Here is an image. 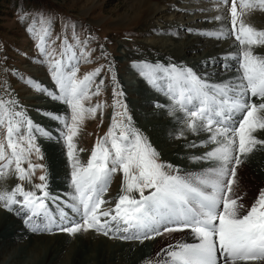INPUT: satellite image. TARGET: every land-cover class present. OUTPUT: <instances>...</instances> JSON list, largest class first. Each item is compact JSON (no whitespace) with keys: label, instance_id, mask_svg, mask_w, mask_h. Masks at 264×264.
I'll return each instance as SVG.
<instances>
[{"label":"snow or ice","instance_id":"obj_1","mask_svg":"<svg viewBox=\"0 0 264 264\" xmlns=\"http://www.w3.org/2000/svg\"><path fill=\"white\" fill-rule=\"evenodd\" d=\"M218 6L228 7L230 34L238 42V51L231 54L238 65L237 75L214 81L210 69L215 61L206 62L200 70L147 59L132 65L153 93L151 107L158 110L159 118L179 126L175 135L184 138L188 148L204 149L186 157L201 165L197 170L163 161L149 138L134 127L127 105L119 99L114 107L122 111L113 116L105 137L97 140L82 164L74 138L86 116L94 117L101 108L99 103L86 107L85 102L100 95L103 80L96 84L99 69L79 74L80 65L90 62V37L81 40L75 26L71 32L65 27L55 33V17L36 10L29 32L53 86L42 87L32 79L28 85L64 105L65 114L37 109L59 122V134L54 136L33 122L10 90L6 88L10 98L0 95V183L9 178L19 181L11 190L0 188V208L15 214L36 235L76 237L92 231L140 244L175 232L191 235L192 242L168 243L156 253L158 259L146 264H264V189L245 207L237 177L249 154L258 146L264 150V138L255 135L264 130V56L254 54L253 47H264V31L243 19L257 10L264 12V0H219ZM213 19L219 21L221 16ZM203 34L226 38L223 31ZM113 96L124 93L114 89ZM37 133L54 143L62 141L66 148L72 187L66 200L48 191L46 171L38 177L40 183L32 184L36 170L45 169L32 161L33 156L44 158ZM189 135L201 138L189 141ZM117 172H122L121 194L114 207L102 208L108 204L104 193ZM25 182L32 184L30 190L25 189ZM49 201L56 203L55 214Z\"/></svg>","mask_w":264,"mask_h":264},{"label":"rangeland","instance_id":"obj_2","mask_svg":"<svg viewBox=\"0 0 264 264\" xmlns=\"http://www.w3.org/2000/svg\"><path fill=\"white\" fill-rule=\"evenodd\" d=\"M129 5V0H0V95L10 98L6 95V88L10 90L12 95L18 98L19 102L25 107L27 115L34 123L39 124L46 131L52 132L54 136H58L61 127L59 122L51 119L49 116L43 115L42 112H38L37 109L43 110L44 112L64 115L65 106L51 101L28 85V80L32 79L40 83L42 87L51 88L53 86L47 68L42 66L39 62L36 42L29 32V28L34 23L36 10L42 9L55 17V33H61L65 27L71 32L72 27L75 26L76 33L81 40L85 39V37H90V43L88 45L91 49L90 62L80 65L79 74L83 75L84 73L99 69L100 75L96 79V84H99L100 80H103V84L100 86V95H93L91 101L85 102L86 107H94L99 103L101 104V108L97 110L94 117L91 115L86 116L80 126L77 136L74 138L76 156L80 162L86 164L97 140L105 137L112 124L113 116L122 111L119 106L114 107L115 101L119 99L122 104L127 105L128 115L132 117L134 127L138 128L149 138V141L161 153V159L163 161L179 164L183 168L190 169L187 166H193L195 165L194 163L185 159L179 161L177 158L174 159V156L167 157V154L158 146L161 138L155 139L151 134V129L144 124V122L141 124L138 122V118L135 114V110L140 111L138 102L147 100V98L144 99V97L152 92L149 91L148 88H141L140 90L142 92L137 90L133 91L135 85L138 84V79L142 80V78L138 76L132 65L141 59L151 58V60H153L155 55L160 54L156 53L153 48H149L148 52L145 51L146 44L155 43L154 41L161 42L162 39L169 38L181 41L184 37L191 34L194 37L197 36L201 38L203 41H216L217 39L203 34L216 30H212V28H199L197 30L192 29V27L207 21L217 26L218 21L216 20L211 21V19H206L205 21H201L199 19L198 16L203 15V13L207 15L206 13H208L205 11H200L198 13V10H200L199 8L204 5L207 7L209 13L212 15L214 14V16H217L219 10H223L227 13L229 25L226 27V30H228V28L230 30L231 25L228 7L218 6L219 0H174L171 1V3L167 1L163 5L166 6V10L169 7L171 9L167 12L164 11V13H159L160 15L155 16V18L152 17L151 21L143 23L137 21L131 22L132 20L130 19L133 17ZM180 7H183L184 12L179 9ZM243 19L247 25L254 27L256 30L257 27H262L264 29V12L257 10L245 15ZM168 20H170V23L172 22L169 26L165 24ZM178 20L183 24L182 27L174 25ZM156 23L163 29H159L158 26H155ZM165 25L167 28H164ZM39 26V22L37 21V29H39ZM228 38L235 41V37L231 34L226 38H222V40ZM236 43L238 46V42ZM253 47L254 54L264 56V47ZM168 52L170 54L166 53L164 59L169 60L171 63H174V59H182L181 57H184L179 46L176 45L172 46ZM171 57L174 59L170 60L169 58ZM109 64L112 66L111 71H108ZM217 65H219V63ZM221 69H223V64ZM113 77L115 78V83H113ZM114 89L123 91L124 96L114 97ZM94 90L95 84L93 85V91ZM159 100L164 102V97L159 96ZM141 105H144V103H141ZM255 135L258 139L264 138V130H258ZM36 142L40 146L44 158L42 160H37L33 156L32 161L33 163L45 165V169L36 170L32 178V184L40 183L38 177L46 171L48 175V191L50 193L53 191L51 187H49L52 178H55L56 183H59V185H56V189L60 190L59 188H62L60 190L62 192L68 190V187L65 186L70 184L71 168L67 161L66 148L63 142L54 143L46 137L41 136L39 133H37ZM50 143L56 144L59 148L63 163L62 167L59 166L63 174L61 180L56 178V172L60 169L53 173L50 171V169L53 168L51 164ZM253 153L264 156V150H261L259 146L257 149H254ZM23 166L27 167V164ZM18 182L19 181L15 180V178H9L7 181L0 183V188L7 186L8 190H11L15 183ZM32 184L25 182V189L30 190ZM122 184V172H117L113 175L107 192L104 193V199L108 204L102 205V208L108 207L109 204L114 207L118 196L121 194ZM68 196L69 195H67V199ZM60 198L61 200H66L65 198ZM48 203L50 211L55 214L56 203L51 201ZM65 210L68 211V209ZM0 211L6 216H10V213L3 208H0ZM16 218L19 219L18 217ZM37 236L55 237L56 233ZM98 236L106 238L103 235ZM106 239L115 243L118 242L123 244L126 242ZM49 247L48 245L42 248L41 255L43 260L46 257L45 255L48 254ZM41 263L40 260L35 259L34 262L30 261L26 264ZM0 264H8L7 255L0 259Z\"/></svg>","mask_w":264,"mask_h":264},{"label":"bare ground","instance_id":"obj_3","mask_svg":"<svg viewBox=\"0 0 264 264\" xmlns=\"http://www.w3.org/2000/svg\"><path fill=\"white\" fill-rule=\"evenodd\" d=\"M167 1L171 3L174 0H129L133 17L130 19L132 20L131 22L137 21L145 23L151 21L152 17L155 18V16L160 15L159 13L167 12L171 9L169 7L166 10V6L163 5ZM179 9L183 11V7ZM199 9L198 13L200 11L208 12L206 13L207 15H204L205 13L200 16L197 15L201 21H205L206 19L214 21V14H210L206 6L202 5ZM217 15L221 16V20L217 22V26L207 21L209 23L202 22L196 24L192 29L212 28V30L223 31L225 37L230 36L229 28L226 30V27L229 25L227 13L219 10ZM165 24L169 26L172 22L170 23V20H168ZM174 25L182 27L183 24L178 20ZM155 26L163 29L157 23ZM164 28H167V26L165 25ZM257 30L263 31L264 29L257 27ZM154 42L146 44L145 51L148 52L149 48H153L156 53L160 54L155 55L153 60L148 58L147 60L149 61L169 63V60L164 59L165 54H168L171 47L176 45L179 46L184 57H181L182 59L169 58L170 60L174 59V63H183L200 70L206 62L215 61L214 67L210 69L214 81H223L238 74L236 71L238 68L236 60L231 58V54L238 51V46L236 41H233L231 38L226 40H222L221 38L216 41H203L201 38L194 37L191 34L184 37L181 41L169 38L162 39L161 42ZM225 57H228V59L225 60ZM218 63L219 65H217ZM222 64L227 65V67L223 66V69H221ZM141 88L147 89V86L145 83H142V80L138 79V84L135 85L133 91L137 90L142 92L140 90ZM146 98L147 100L138 102L140 111L135 110V114L140 124L144 122L151 129V134L155 139L161 138L158 146L167 154V157L174 156V159L177 158L181 161L182 159L187 160L186 157L190 155L200 154L204 151L200 147L195 149L188 148L185 139L175 135L179 131V126L168 118L160 119L158 110L154 111L152 109L151 104L155 102L153 93H149V95L144 97V99ZM253 99L255 100V98ZM141 103H144V105H141ZM204 136L206 137V134ZM200 138H194L191 135L188 136L189 141L196 139L198 142ZM50 145L51 164L53 167L50 171L53 173L60 169L56 172V178L61 180L63 174L59 166L62 167L63 163L59 148L56 144L50 143ZM200 166L195 164L187 167L190 168L189 170H197ZM203 166L207 167V164ZM237 177L239 178V189L244 193L243 202L245 207H248L258 195L259 190L264 189V156H259L253 152L249 154L246 162L238 168ZM57 184L59 185V183H56L55 178H52L49 185L53 190L52 193L67 199V195L72 192L71 185L67 184L65 187H68V190L62 192L60 191L62 188H59L60 190L56 189ZM12 214L10 213L8 217L0 211V259L7 255L8 264H26L30 261L34 262L35 259L40 260L42 262L41 264H146L149 260L158 259L156 253L168 243H175L177 240L192 242L191 235H186L185 232L165 234L164 236L145 241L143 244L135 241L125 242L123 244L110 242L106 239L107 237L102 238L92 232L78 234L76 237H68L67 234L63 233H56L55 237L37 236L36 234L28 232L23 221L19 220L20 218L17 219L15 214ZM48 245L50 246L48 254L46 253L47 255H45V258L43 257V260L41 255L42 248Z\"/></svg>","mask_w":264,"mask_h":264}]
</instances>
